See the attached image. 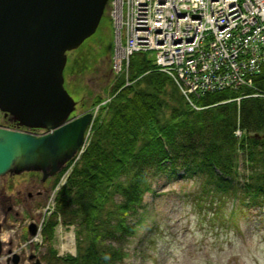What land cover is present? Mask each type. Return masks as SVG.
I'll return each mask as SVG.
<instances>
[{"label": "trees", "instance_id": "obj_1", "mask_svg": "<svg viewBox=\"0 0 264 264\" xmlns=\"http://www.w3.org/2000/svg\"><path fill=\"white\" fill-rule=\"evenodd\" d=\"M111 49V20L103 14L95 33L69 54L65 88L72 92L74 81L92 68V51L103 57ZM127 80L124 85L123 77H113L109 101L93 102L92 109L100 108L88 144L58 187L54 211L43 220L45 240H52L60 215L63 224L76 223V255L58 257L49 248L46 264H120L124 253L109 241L135 233L126 219L137 215L153 175L173 176L183 168L200 185L194 205L205 211L232 200L233 210L263 203L264 97L252 94H264V74L251 78L252 88L193 96L198 110L146 54L131 57ZM236 128L243 132L240 138L233 134ZM239 153L247 168L245 182H238L235 170ZM67 167L53 177V188Z\"/></svg>", "mask_w": 264, "mask_h": 264}, {"label": "rangeland", "instance_id": "obj_2", "mask_svg": "<svg viewBox=\"0 0 264 264\" xmlns=\"http://www.w3.org/2000/svg\"><path fill=\"white\" fill-rule=\"evenodd\" d=\"M104 14L109 17L107 7ZM91 55L92 68L74 81L73 93L67 89L80 101L77 113L92 109L96 98L106 99L113 82L111 56L97 57L95 50ZM235 170L239 182H245L247 168L241 153ZM52 183L53 177L41 182L37 172L0 177V264H5L9 249L20 256L19 264H26L31 254L46 264L49 248L58 257L76 255L75 222L65 225L60 215L52 240L41 236L43 220L54 211L58 188ZM149 184L137 215L126 219L135 233L109 241L124 253L120 264H264V198L261 207L233 210L227 201L205 211L194 205L200 187L194 179L159 174L151 176ZM30 223L38 229L36 236L27 232Z\"/></svg>", "mask_w": 264, "mask_h": 264}, {"label": "water", "instance_id": "obj_3", "mask_svg": "<svg viewBox=\"0 0 264 264\" xmlns=\"http://www.w3.org/2000/svg\"><path fill=\"white\" fill-rule=\"evenodd\" d=\"M107 1L0 0V177L37 172L44 182L83 144L92 115L77 113L80 101L65 88L63 71L95 33ZM10 122L29 131L3 127ZM36 231L30 223L28 234ZM9 253L5 264H18Z\"/></svg>", "mask_w": 264, "mask_h": 264}, {"label": "built area", "instance_id": "obj_4", "mask_svg": "<svg viewBox=\"0 0 264 264\" xmlns=\"http://www.w3.org/2000/svg\"><path fill=\"white\" fill-rule=\"evenodd\" d=\"M108 7L112 70L124 85L134 54L152 55L191 106L193 96L238 90L264 73V0H109Z\"/></svg>", "mask_w": 264, "mask_h": 264}, {"label": "flooded vegetation", "instance_id": "obj_5", "mask_svg": "<svg viewBox=\"0 0 264 264\" xmlns=\"http://www.w3.org/2000/svg\"><path fill=\"white\" fill-rule=\"evenodd\" d=\"M3 118V117H2ZM5 121L6 122H9V120H8V118H6L5 119ZM9 124V123H8ZM8 124H6V125H3V127H5V128H10V129H16V130H21V131H29V129H25L24 127H21V126H18L17 125V123L16 122H10V124L8 125ZM32 132H36L35 130H33ZM9 250H11V249H9ZM29 256H32V254L31 255H28V257ZM11 255L8 253V251H7V253H6V256H5V258H4V261L6 260V261H10L11 260ZM21 262V258H20V256H19V263ZM27 263H29V261L27 262Z\"/></svg>", "mask_w": 264, "mask_h": 264}]
</instances>
